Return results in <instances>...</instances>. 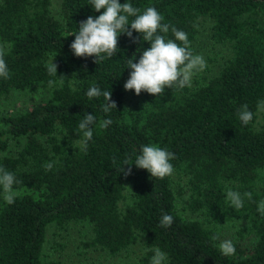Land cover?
Masks as SVG:
<instances>
[{
  "label": "trees",
  "instance_id": "obj_1",
  "mask_svg": "<svg viewBox=\"0 0 264 264\" xmlns=\"http://www.w3.org/2000/svg\"><path fill=\"white\" fill-rule=\"evenodd\" d=\"M119 2L141 13L155 7L162 23L187 33L194 54L200 23L209 22V39L226 55L214 72L195 73L191 87L136 95L123 85L127 59L135 54L137 62L150 46L143 34H120L116 56L96 64L70 48L80 22L100 15L90 0H58L57 15L52 0H0L10 72L0 77V167L20 181L12 204L0 186V264H62L44 254L47 231L78 224L90 230L85 251L118 258L141 247L135 259L112 264H150L154 248L167 254V264H264V216L257 211L264 200V0ZM52 59L55 76L47 72ZM92 84L110 90L116 110L106 115L103 97H87ZM244 104L253 112L248 125L238 117ZM85 114L97 120L86 153L78 127ZM106 118L113 123L101 129ZM147 144L175 153L171 176L155 178L135 164L122 166L131 167L127 177L120 172ZM228 189L251 192L252 200L236 210ZM164 213L173 216L170 227L160 226ZM225 239L235 255L220 253Z\"/></svg>",
  "mask_w": 264,
  "mask_h": 264
},
{
  "label": "clouds",
  "instance_id": "obj_2",
  "mask_svg": "<svg viewBox=\"0 0 264 264\" xmlns=\"http://www.w3.org/2000/svg\"><path fill=\"white\" fill-rule=\"evenodd\" d=\"M90 3L92 9L100 12V15L95 18L89 15L80 22L78 30L72 34L75 38L70 48L75 56L95 57L94 62L96 64L105 59L113 58L117 54L120 34H125L131 38L133 30L143 34V41L150 45L142 51L137 62H133L136 59L135 54L127 59V68L131 69V72L123 85L125 90H134L136 95L145 91L160 97L166 88L183 89L191 87L193 75L207 67L204 57L194 54L191 50L187 33L168 23H162L163 17L155 7H146L141 13V10L131 3H120L119 0H90ZM101 10L103 11L101 12ZM130 17H134V19L130 21ZM169 31L172 32L175 39L166 38L165 34ZM177 41L181 43L178 44ZM6 54V46L0 44V77L8 79L10 72L5 59ZM52 61L53 59L47 65V72L50 76H55L58 66ZM53 83L54 81H49L50 85ZM86 95L89 99L103 97L102 111L106 115L112 110H116L117 105L115 101H111L110 90H102L96 84H92ZM238 117L243 125H248L253 119V112L249 110L247 104H244L238 111ZM96 122L94 114H85L79 122V130L83 133V139L80 141L82 152H87L88 141L93 137L92 126ZM112 123L111 118H106L99 122V127L106 129ZM173 159H175V153L156 144H147L141 147L133 162H130V158H125L120 172H123L124 176L127 177L131 174V167L125 171L122 166L135 164L137 168L147 170L152 177L163 179L173 174L174 167L170 162ZM44 167L46 170H51L53 163L49 162ZM18 183L20 181L14 173L0 167V186L3 187L4 199L8 204L15 201L17 193L14 185ZM226 197L230 205L239 210L244 207L245 199L252 200V193L244 192L241 194L239 191L228 189ZM257 211L264 216V200L259 201ZM173 222V216L167 213L162 214L159 221L162 227H170ZM218 238V234L211 237L213 241ZM219 250L226 257L236 254L235 245L229 239L219 243ZM152 251L154 254L150 264H167L165 252L159 248H154Z\"/></svg>",
  "mask_w": 264,
  "mask_h": 264
},
{
  "label": "rangeland",
  "instance_id": "obj_3",
  "mask_svg": "<svg viewBox=\"0 0 264 264\" xmlns=\"http://www.w3.org/2000/svg\"><path fill=\"white\" fill-rule=\"evenodd\" d=\"M52 10L54 15H57L58 0H52ZM209 22L201 21L200 31L197 39V47L200 50L206 61L207 68H214L216 70L218 64L223 60L226 51L222 46L213 45L209 39ZM1 44V43H0ZM206 68V69H207ZM17 104V100L13 103H5V108H12ZM18 145L17 140L12 141V149ZM17 149V148H16ZM90 230L85 224L71 225L65 230H55L49 228L46 234V243L44 246V254L49 258L56 259L62 264H112L114 262H124L132 260L141 255V247L136 246L131 249L126 256L111 258L106 253L98 250H84L83 242L90 237ZM82 252V253H81ZM82 254V255H81Z\"/></svg>",
  "mask_w": 264,
  "mask_h": 264
}]
</instances>
